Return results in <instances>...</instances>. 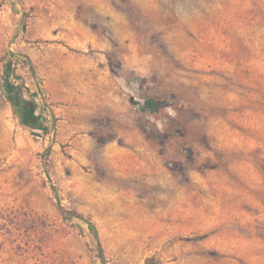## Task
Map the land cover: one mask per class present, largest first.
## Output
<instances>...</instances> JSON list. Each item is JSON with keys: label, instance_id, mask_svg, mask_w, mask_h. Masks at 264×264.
<instances>
[{"label": "rangeland", "instance_id": "1", "mask_svg": "<svg viewBox=\"0 0 264 264\" xmlns=\"http://www.w3.org/2000/svg\"><path fill=\"white\" fill-rule=\"evenodd\" d=\"M0 264H264V0H0Z\"/></svg>", "mask_w": 264, "mask_h": 264}, {"label": "trees", "instance_id": "2", "mask_svg": "<svg viewBox=\"0 0 264 264\" xmlns=\"http://www.w3.org/2000/svg\"><path fill=\"white\" fill-rule=\"evenodd\" d=\"M10 76H11V71H10V66H8L6 73H5L4 87H5L6 91L9 93V95H11L10 103L15 107L16 102L19 101L21 98V94H20V91L17 87L9 84L8 80H9ZM144 108L149 110L151 113H155L158 111L159 105L154 100L147 99V100H145ZM87 225H88L89 230L95 236V238L98 239V234H97L94 226L90 222H87Z\"/></svg>", "mask_w": 264, "mask_h": 264}, {"label": "flooded vegetation", "instance_id": "3", "mask_svg": "<svg viewBox=\"0 0 264 264\" xmlns=\"http://www.w3.org/2000/svg\"><path fill=\"white\" fill-rule=\"evenodd\" d=\"M24 109H25V107H24Z\"/></svg>", "mask_w": 264, "mask_h": 264}]
</instances>
